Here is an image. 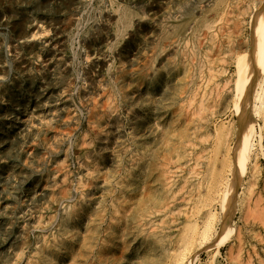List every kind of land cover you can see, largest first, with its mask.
I'll return each mask as SVG.
<instances>
[{
    "label": "rangeland",
    "instance_id": "rangeland-1",
    "mask_svg": "<svg viewBox=\"0 0 264 264\" xmlns=\"http://www.w3.org/2000/svg\"><path fill=\"white\" fill-rule=\"evenodd\" d=\"M248 1L251 2V3L249 2L250 4L248 5L249 7H245L243 9L250 8V10L245 11L239 9L240 11H243L240 13V17H238L239 16L238 13L240 11L237 9L232 14L229 13V14H225L224 16H220L221 19L215 13H208L207 15V18L209 20H214V18L216 19L219 17L217 24L215 23V27L217 29L220 28L218 30H220L221 33L223 29H224L223 30L224 34L227 32L226 36L229 38H226L225 36L223 42L225 46L227 45V43H229L230 47L227 46L225 48V52H226L225 53L226 56H225V54L224 55L222 54L223 51L219 49L220 44L217 45L218 44L217 42L213 47V51H214L213 54L210 50L208 52L211 53L210 54L207 53L209 54L210 58L213 59V57H215L214 59L215 60L217 59L216 74L217 73L218 74L209 75V77L213 76L212 78L213 81L211 80V82H209L210 85L207 86L206 93L209 94L210 92L209 95L211 96L207 95L206 99L208 98L209 101L205 100L206 103H203V107L201 106L202 105L201 101L198 102V100H200L201 95H199V93L196 92L198 90L197 86L200 85V80L195 81L191 85L192 94H190L191 92L188 94L186 93V97H185V93H182L183 91L181 92L174 91L172 87L173 76L163 74L153 84L149 102H146L145 105H143L142 107L133 106L134 108H132L131 106L130 107L131 114L130 113L127 114L124 111L127 104L126 102L122 101V99L120 98L121 94L128 93L129 98L132 99H138L139 97L144 96L145 85L140 81V75L142 73L140 71H143L145 67L151 63L155 65L160 63V57L158 53L160 52L161 48L163 49V47L166 45L165 43L168 42L166 38L169 35L174 34L175 31L180 32L184 29L186 25V21L189 19V17H191L199 10V6L202 0H153V1L149 0V2L148 0H0V264H10L11 261L12 262L14 261L13 263L15 264H30V263L31 264H54V263L71 264V262L72 264H83V263L111 264L110 262H112V264H130V263L147 264L148 262H150L148 264H151L152 260H153L152 264H158V263L159 264H173V263L174 264H179V263L180 264H184V263L185 264H239V263L260 264L259 259L262 258L261 257L262 252L259 250L258 247L255 248L257 251L256 254L253 251V249L252 251L251 249L248 250L250 251L248 252L247 251L248 245L245 244L244 245L245 249H243L242 251L243 252L242 257L240 255H237V252L239 253V250L237 251L238 249L237 246H239L238 244L240 241L239 238H237V236H239V234L241 233L242 236L240 235L239 237L242 238V242L245 241L248 242L249 239L246 233L248 234V232L254 230L255 232H260L264 234L262 225L261 223H259L260 222L259 218L261 217L262 214L264 215V212H262L264 211V131H263V138L260 144L258 143L257 140L256 151H255V155L253 156L254 158L257 156L256 158H257V162L259 163L258 164L259 167L256 169L252 165L250 166L249 164L248 165L249 168L247 166L246 172L244 173L243 178L241 180L242 184L239 188V190L241 191H239L240 192L239 204L237 206V208L239 207L240 208L239 209L236 208L233 217V221L235 223L236 235H231L228 243L220 248L219 254H217L216 248H214L211 244L207 243V240L202 241V239L204 240V238H201V236L199 235V233L201 234L202 232L201 229L203 225L207 222L206 218L209 217V215L207 214L209 213L211 214L212 212H214L215 209H216L215 212L210 216L211 219L214 220L212 222V220L210 219L213 227L210 225L211 226L210 228L212 229L209 228L210 230L209 233L212 234L209 233L208 234L211 235L212 237L213 230L215 229L214 226L218 227L219 225L218 220H220L221 218L220 216H222L221 202L219 201L220 199L219 197L221 196V191H220L222 187L221 184H223V181L225 179H229L231 175L230 173L231 162L228 164L230 160L226 159V157H224L223 154L225 153L228 144L233 143V138L235 137L236 129H237L236 127H238L237 126L238 117L234 113V108L232 107L233 105L232 103L228 104L229 108H227L226 111L222 112L221 109L225 105L223 94H225V92L231 93V91L234 90L233 80L235 78L234 77L235 65L233 60H229L232 59V55L235 51L233 48L237 49L238 46L240 45L245 46L247 45V42L250 40L251 38L250 36L252 32L251 22H250L252 19L251 16L254 13L255 7L259 6L258 2H260L261 0H242V3H246V2L248 3ZM118 9L121 11H117ZM123 9L124 11L126 10L125 11L126 13L123 11ZM246 13H248V15ZM242 14H246V15L243 16ZM121 15L127 16L126 20L129 19L127 22L126 20L123 21L125 25L121 23V21L118 18H116V16L119 17ZM146 17L148 19H146ZM224 17L226 18V20L229 19V21H232L233 19V23L231 22L229 24L228 20L227 21L224 20L225 19ZM238 18L240 20L239 22L241 23L238 22ZM222 20L224 23L222 22ZM234 20L237 21L238 23L235 22ZM129 21L130 23H128ZM67 24L71 27H69ZM221 24H223V26H221ZM16 26L17 27L19 26L20 28H24L28 32L31 31L30 33H32V35H34V33L37 34L35 37H21L20 35H16L14 29ZM119 27H121L122 29L120 28L121 30H119ZM229 27L231 28V30L229 29ZM234 28L236 29L235 33H234L235 30ZM169 29H171L172 31H170ZM115 30L116 32H118L117 33V35H119L118 39H116L117 35ZM43 31L46 33H44ZM119 32H121V34ZM228 33L229 35L231 34L232 36L231 35L228 36ZM244 38L246 39L244 40ZM230 39L231 40L233 39V41H231ZM229 41H231V43ZM216 45L219 47H217ZM228 47L231 50H229ZM227 48L229 51H227ZM151 49H154L155 51ZM230 51L233 53L231 54ZM227 52L229 55L227 54ZM102 55L103 56L105 55L104 59H102L103 61L98 60L97 58L99 57L103 58ZM220 57L222 59L224 58V60H222ZM225 59L226 62H224ZM97 60L98 63H95ZM221 60L224 64L221 62ZM95 71L97 74L94 77L93 76L94 74L92 73H94ZM226 78L228 79L230 78V81ZM108 82L110 83L108 84ZM216 82H221L220 87L215 86ZM111 83L114 85L112 86ZM124 83L125 86H123ZM224 84L225 86H223ZM214 86L216 88H214ZM221 86L227 89L225 90L222 88L223 90H221L220 89ZM127 87L129 89H127ZM111 91L116 93L113 97L114 99L111 106L112 113L109 112L108 115L107 114L108 106H106L104 100L106 99V96L109 95V93L111 94ZM216 91L218 95H220L219 94L220 92L221 93L223 92L222 96L221 95L217 96V98L214 97L216 95L215 93ZM194 94L197 95V97L193 98L192 96H195ZM189 98L192 99V101ZM188 99L190 101L189 106H188V102H189ZM196 99L198 104L201 103V105L197 104V102L195 101ZM96 101H99L101 103H98ZM183 101L185 105L183 104ZM193 106H195V108ZM120 107L122 108V110ZM201 107L202 109L205 110L203 111ZM198 108L200 111L198 110ZM209 108L211 110H209ZM114 109H116V111ZM198 111L200 113H198ZM204 112L205 115L203 114ZM191 113L194 114L192 115ZM197 114L198 115L200 114L199 115L200 117L202 115V118L205 117L206 119L202 120V118H200L202 121L200 119L198 120L199 116ZM96 117H97V121H96ZM115 118L118 121H115L116 120ZM88 119L90 120V122ZM258 120L260 124H263L262 118H258ZM97 122H100L98 123L100 125H98ZM113 122L116 123L113 124ZM202 124L204 125L202 126ZM97 125L100 127V129ZM116 126H119L122 130L121 138L125 148L127 146L129 147V149L127 148L129 153H127L126 155H124V153H121V156L123 155L122 157L123 160L121 161V164L122 162L123 164L120 166L121 168L120 167L116 168L117 170L115 169V167L114 168L112 167V163L107 157L108 152L112 150V147L116 149L115 147L116 145L113 144V137L115 134V130L113 128H115ZM160 127L161 129H163L164 127L163 129L164 131L163 130L161 131ZM130 129L132 130L131 132L129 131ZM144 129L145 130L147 129L146 132ZM103 130L104 132H102ZM162 132L164 133L163 135ZM182 132L185 133L182 134ZM100 133L103 135H100ZM146 133L148 135H144ZM173 133L175 134V136L173 135ZM109 134H111V136ZM137 134L141 136L139 137ZM170 134L172 135V138H170L171 137ZM135 135L137 137H135ZM207 135L210 140H208ZM215 135L216 137L214 138ZM100 136H105V144L102 146V150H101L102 157L96 158L95 156L93 157L94 155L93 151H95L96 147L99 146L98 142ZM126 136L130 138H127ZM131 136L133 138L135 137L136 139L134 138L133 139L134 141H132ZM144 136L145 137L148 136V137L145 138ZM220 136H222L223 140H225V142H223L224 143L223 146L216 145V141ZM184 138L185 140H183ZM174 140L176 143L174 142ZM85 141L87 143L84 144ZM226 141L228 142L226 143ZM79 143L80 144L82 143L83 145L82 144L80 145ZM225 143L227 144L226 147H225ZM89 144H91V147H89L90 146ZM172 144L175 145L176 147H174ZM176 144L178 145V147ZM80 146H82L83 148ZM203 147L205 150H203ZM207 147L212 148V149L210 148L209 153L212 158L211 159L212 162L214 161L213 162L214 165L211 166L204 164V162L207 163L206 160ZM169 151H171L172 153L170 152L171 153L170 154ZM91 152H93V155ZM155 153L158 156L154 155ZM127 155L128 156L130 155L129 158ZM162 155H164V158H162L163 157ZM136 156L137 157L143 156V157L137 159ZM78 157L80 158L78 159ZM130 158L131 159L133 158V160L137 159L135 161H138V164L132 165L133 167H131V165L128 164V161L131 160ZM150 161H152L151 163L153 164H151ZM155 162L158 165H156ZM199 162L200 163L202 162V164H200ZM141 163L142 166H140ZM160 163H165V165H162ZM87 164L89 165L90 168L88 167ZM154 164L156 167L154 166ZM166 165L167 167H165ZM198 165L200 166L198 167ZM134 167L137 168L135 169ZM158 167L159 169L157 171ZM160 167L162 169H160ZM163 169L165 170L167 169L166 172ZM190 170L192 173L189 172ZM104 171H106V173ZM124 171L125 172L127 171L126 174ZM160 171L162 172V174ZM195 172H199L197 173V175L200 176H196ZM204 172H206L207 175ZM227 172L230 174H228ZM115 175L116 176L119 175V176L116 178ZM148 175H149V179H148ZM155 175L158 176L156 177ZM161 175L163 176V178L166 177V179L171 182L169 188H168V184L170 182L169 181L166 182L167 180L165 178L164 180ZM224 176L226 177L224 178ZM159 177H161L160 180ZM186 178L188 179L189 184L185 183V181L187 182ZM84 180L86 183L83 182ZM157 180L158 182H160L159 184H161L160 185L161 188H163L161 190H165V192L162 191V195L160 197L162 203L159 199L158 202L156 203L157 205L155 203L152 204L154 206L147 204L148 211L147 210L146 211L149 213L143 212L147 214V216L146 214H144L145 215L144 218L143 213L141 212L140 214V212H138L137 206H139V204H143L144 202L146 203V198L150 194L149 192L151 186ZM146 181H148V183ZM94 182H98L99 185L103 183L105 184L104 187L103 185H101V188L93 191L90 197L88 195L89 191L87 192L86 190H89L88 188L91 187L90 184H93ZM162 182L165 185H163ZM172 183H174V187ZM150 184L151 186H149ZM171 185L172 188L170 189ZM178 185L181 187H179ZM142 186L143 187L145 186L144 187L145 191L143 190ZM162 186H164L165 189ZM217 186L219 188H217ZM250 186L252 187V189ZM127 189L129 190L127 191ZM197 189L199 191H197ZM67 190L70 193L67 192ZM108 190L110 191V193H107ZM168 190H170V195ZM65 191L68 193L67 200L65 201L60 200L61 194H63V192ZM186 191H188L187 194ZM128 192L130 194H128ZM133 192L135 193V195ZM166 192L168 195L166 194ZM173 192L177 194L175 196L176 199L173 196ZM71 193L75 196H73ZM143 194L144 197H142ZM163 194L164 195L166 194L165 197L167 199L164 197ZM85 195L87 197V200H85L84 202L81 199L85 197ZM131 196L133 198H131ZM169 196H171V198ZM181 196L184 197L185 199L182 198ZM245 196H248L247 197L248 199ZM141 197L145 200L140 199ZM172 197H174L173 200ZM207 197H209V199ZM186 198L187 199L189 198V202L187 201ZM163 199L166 201V203L165 201H163ZM183 199L184 201L186 200L187 202L182 201ZM203 199L205 201H203ZM102 200H104L105 202ZM125 201L127 204L125 203ZM74 202L76 203L75 204L76 206L78 205L77 207L74 205ZM171 202L172 204L174 203L173 206H170L169 203ZM123 203L125 204V206L123 205ZM135 203H136L135 205L136 207L134 206ZM158 203L162 206H160ZM255 204L258 205V207ZM164 205H166V207ZM207 205L210 206L209 209L208 207L207 209L204 208ZM120 206L122 210H120ZM161 207L163 209H161ZM179 207H180L179 210L180 212L177 211V208L179 209ZM185 207H187V209ZM76 208L78 209L76 210ZM127 208L130 211L129 210L127 211ZM170 208L172 209V211ZM189 208H193V209H189ZM198 210H200V212ZM203 210L204 211L207 210V211L203 212ZM253 210L255 211L254 213L251 212ZM114 211H116V213ZM121 211H124L125 213L122 212L121 214ZM159 211H161L162 213ZM176 212L178 213L176 214ZM185 212H187L186 214H188L189 212L187 217H184L186 216L184 214ZM216 214L218 215V218ZM257 214L258 216H256ZM139 215L142 217H140ZM214 215H216V217ZM110 216H112L113 218ZM249 216L254 219V222L251 221L253 219L250 218ZM91 217L93 219H91ZM126 217L127 219L130 220L127 221V219H125ZM188 217H190L191 220ZM111 218L114 220V222L111 221L112 220ZM162 218L163 221L164 220L166 221V223L164 221L165 226L163 225ZM89 219L90 221L88 222ZM100 219L102 223L100 222ZM96 220L97 222L94 223ZM138 220H141V223ZM244 220L247 222H245ZM190 222L192 223L193 226L191 225ZM91 223H93L92 225L95 224L94 225L95 228L94 226L91 225ZM121 223H125V224L122 225ZM143 223L147 227H145ZM157 223H159V225ZM182 223L183 226H180L182 225ZM96 224L98 225L96 226ZM74 225L76 228L74 227ZM88 225L90 227V230ZM151 225L154 227V229L157 226V229L159 227V229L163 231L159 232V229L158 230L150 229L152 227ZM160 225H162L163 227ZM184 225L187 227H185ZM119 226L122 227L120 228ZM143 226L144 228H142ZM194 226L198 228L195 229ZM96 227H100V228H96ZM174 227L175 228L177 227L176 228L177 230L174 229ZM139 228H142L143 230L142 229L138 230ZM258 228L259 231H257ZM97 229L98 230L101 229V230L98 231ZM144 229L147 230L144 231ZM182 229L184 230V232H182ZM75 231H76L75 233L76 235H74ZM101 231L102 233H100ZM146 232L147 233L149 232L150 234L148 235ZM162 232L163 233L165 232L167 234H163ZM154 233L159 235L162 234L161 242L163 243L164 245L163 248L165 250L158 248L152 250L153 252L152 253L150 250L144 249L145 246L143 244H145V242L148 241V237L151 238ZM208 234L207 236L210 237ZM192 235L195 237V239L192 242L193 244L186 251V253L188 252L189 253L186 254L187 257L183 260L185 262L180 261L178 263L177 259L180 253L183 252L181 250L184 247V243L186 239L189 238L190 236L192 238ZM97 236L98 238H96ZM162 236H164V238ZM63 237L65 240H63ZM83 237L85 240H82ZM114 237H116L118 241ZM68 238L69 240H67ZM98 239L100 242L97 243ZM196 239L199 240L196 241ZM81 240L84 242L81 243ZM127 241L129 244L127 243ZM131 241L132 243H130ZM51 244L53 245V247ZM131 244L133 245L131 246ZM198 244L200 245L199 248H198ZM67 245L70 246V249H68L69 247H67ZM129 246L133 248L130 249ZM54 247L59 252L56 249H53ZM172 252L175 254L173 255ZM163 254L165 255V257L163 256ZM149 255L151 256L152 259L150 258ZM124 256L126 257L128 256V257L126 258ZM136 256L137 258H135ZM142 256L143 259H145L143 261H142ZM191 256L194 257L196 256V258L193 257L194 260L192 261L193 258H190ZM239 256L241 261L238 259ZM56 257L59 259H57ZM161 257L164 259H162ZM146 258L149 259V261ZM171 258H173L174 260ZM126 260L127 261L132 260V261L127 262ZM170 260H172L171 263ZM262 263L264 264V261H262Z\"/></svg>",
    "mask_w": 264,
    "mask_h": 264
},
{
    "label": "bare ground",
    "instance_id": "bare-ground-1",
    "mask_svg": "<svg viewBox=\"0 0 264 264\" xmlns=\"http://www.w3.org/2000/svg\"><path fill=\"white\" fill-rule=\"evenodd\" d=\"M153 1V0H152ZM148 2H149V0H148ZM167 2V1H166ZM249 2L250 1H248V3L246 2V3H242V0H202V2L200 3V6H199V10L195 13V14H193L191 17H189V19L186 21V25H185V27H184V29L182 30V31H180V32H177V31H175L174 32V34H171V35H169L166 39H167V43H165L166 45L163 47L162 45V47H163V49L161 48V50H160V52L158 53L159 54V57H160V63H158V64H153V63H151V64H149L148 66H146L145 67V69L143 70V71H140V72H142L141 73V75H140V81L145 85V91H144V96H141V97H139L138 99H132V98H129V95H128V93H122L121 94V99H122V101H124V102H126V108H125V112L127 113V114H129L130 112H131V109H130V107L132 106V108H134L133 106H143V105H145V103L146 102H149V98H150V94H151V91H152V87H153V84L158 80V78L161 76V75H171V76H173V79H172V87H173V89H174V91L175 92H181V91H183L182 93H185V97H186V93L188 94V93H190L192 90H191V85L195 82V81H197V80H200V85L199 86H197L198 87V90L196 91L197 93H199V95H201L200 96V100H198V102L199 101H201V103H202V105H201V103L200 104H198V102H197V99L195 100L196 102H197V104L198 105H201L202 107H203V103H206L205 102V100H208V98L206 99V97H207V95H209L210 94V92H209V94H207L206 93V88H207V86L208 85H210L209 84V82H211V80H212V78H213V76H211V77H209V75H211V74H216V62H217V59L215 60L214 58L215 57H213V59L212 58H210V56H209V54L212 52V54H213V47L215 46V43H217L218 42V44L217 45H219L220 44V50L221 51H223V55L226 53L225 52V48L227 47V46H229V43H227V45L225 46V44H224V42H223V39H224V37L226 36V34H227V32L224 34L223 32V30H222V33L220 32V30H218V29H220V28H216L215 27V23L217 24V21L219 20V17L220 16H224L225 14H229V13H234L235 11H236V9L237 10H239V9H241V10H250V8L248 9H243V8H245V7H249L248 5H250L249 4ZM145 3V2H144ZM161 3V2H160ZM251 3V2H250ZM259 4V6H256L255 7V9H254V7H253V9H254V13H253V15L251 16L252 17V19H251V38H250V40L247 42V45H240V46H238V48L237 49H235V48H233L232 50L234 51V53L233 52H231V54L233 53V55H232V59H229V60H233V62H234V65H235V72H234V74H235V78H234V90L233 91H231V93H229V92H225V94H223V97H224V100H225V105L222 107V109H221V111L222 112H224V111H226L227 110V108H229V103H232L233 105H232V107L234 108V113L236 114V116L238 117V127H236L237 129H236V134H235V137L233 138V143H231V144H228V146H227V148H226V151H225V153L223 154V156L224 157H226V159H228V160H230L229 162H228V164L231 162V164H230V166L232 167H230V170H231V175H230V178L229 179H225L224 181H223V184H221V189H220V191H221V196L219 197L220 199H219V201L221 202V208H222V216H220L221 218H220V220H218L219 222V225H218V227H216V226H214V230H213V238L211 237V235H209V234H212V233H209V228L212 226V222L214 221V220H212L211 219V215L215 212V210H214V212H212L211 214L209 213V214H207V215H209V217H207L206 219V223L203 225V227H202V232H201V230H200V232H201V234L199 233V235L201 236V238H204V240L202 239V241H206L207 240V243H209V244H211L214 248H216V250H217V254H219L220 253V248L221 247H223V246H225L227 243H228V241H229V238L231 237V235H236V229H235V223H234V221H233V217H234V214H235V210H236V208H237V206H238V204H239V196H240V192L239 191H241V190H239V188H240V186H241V180H242V178H243V175H244V173L246 172V169H247V166L250 164V166L252 165L254 168H258L259 167V163L257 162V156L254 158L253 156L255 155V151H256V146H257V140H258V143L260 144L261 143V141H262V138H263V131H264V0H261L260 2H258ZM147 4V3H146ZM150 4V3H149ZM152 4V3H151ZM155 4H158V3H155ZM165 4V3H164ZM168 4V3H167ZM152 6V5H151ZM166 6V5H165ZM253 6V5H252ZM251 7V6H250ZM151 8V7H150ZM164 9V8H163ZM252 9V8H251ZM117 11H121V10H117ZM123 11H124V9H123ZM126 11V10H125ZM124 11V12H125ZM164 11V10H163ZM166 11V10H165ZM192 11V10H191ZM240 11V10H239ZM245 11H244V13H245ZM112 12V11H111ZM129 12V11H128ZM241 12H243V11H240L238 14H239V16L238 17H240V13ZM117 13V12H116ZM121 13V12H120ZM123 13V12H122ZM126 13V12H125ZM149 13V12H148ZM156 13V12H155ZM159 13V12H158ZM165 13V12H164ZM163 13V14H164ZM208 13H215L217 16H219L218 18H214V20H209L208 18H207V15H208ZM153 14V13H152ZM247 15H248V13H246ZM246 14H242L243 16L244 15H246ZM114 15V14H113ZM118 15V14H117ZM146 15V14H145ZM158 15V14H157ZM160 15V14H159ZM124 15H121V16H119V17H117L116 16V18H118L120 21H121V23H123L124 25H125V23L123 22L124 20H126V18H127V16H124ZM133 16V15H132ZM144 16V15H143ZM150 16V15H149ZM185 16V15H184ZM228 16V15H227ZM226 16V17H227ZM142 17V16H141ZM140 17V18H141ZM133 18V17H132ZM139 18V19H140ZM155 18V17H154ZM225 18V17H224ZM233 18V17H232ZM115 19V18H114ZM146 19H148L147 17H146ZM151 19V18H150ZM156 19V18H155ZM220 19H221V17H220ZM223 19V18H222ZM241 19V18H240ZM242 19H244V18H242ZM112 20V19H111ZM118 20V21H119ZM129 20V19H128ZM128 20H126V22L128 21ZM154 20V19H153ZM152 20V21H153ZM224 20H226V18L224 19ZM228 21H229V19H227ZM226 20V21H227ZM231 20V19H230ZM236 20V19H235ZM234 20V21H235ZM249 20V19H248ZM114 21V20H113ZM138 21V20H137ZM240 20H239V18H238V22H239ZM241 21H243V20H241ZM69 22V21H68ZM139 22V21H138ZM154 22V21H153ZM220 22H221V20H220ZM222 22H223V20H222ZM233 23V19H232V21H229V24L230 23ZM235 22H237V21H235ZM234 22V23H235ZM237 22V23H238ZM249 22V23H250ZM67 23V22H66ZM107 23V22H106ZM128 23H130V21L128 22ZM155 23V22H154ZM224 23V22H223ZM239 23H241V22H239ZM70 24V23H69ZM115 24H117V23H115ZM140 24V23H139ZM226 24H227V22H226ZM68 25V24H67ZM71 25H72V22H71ZM112 25V24H111ZM153 25V24H152ZM176 25V24H175ZM233 25V24H232ZM69 26V25H68ZM115 26V25H114ZM154 26V25H153ZM218 26V25H217ZM220 26V25H219ZM221 26H223V24H221ZM229 26V25H228ZM234 26V25H233ZM232 26V27H233ZM237 26V25H236ZM240 26V25H239ZM67 27V26H66ZM69 27H71V26H69ZM117 27V26H116ZM155 27V26H154ZM169 27V26H168ZM225 27H226V25H225ZM121 27H119V30H121L120 29ZM163 28V27H162ZM165 28V27H164ZM250 28V27H249ZM15 29V32H16V35H20L21 37H35L36 36V34L34 33V35H32V33H30V32H28L27 30H25L24 28H20L19 26L17 27H15L14 28ZM152 29V28H151ZM174 29V28H173ZM227 29V28H226ZM229 29L231 30V28L229 27ZM233 29V28H232ZM235 29V28H234ZM107 30V29H106ZM118 30V29H117ZM166 30V29H165ZM170 31H172L171 29H169ZM46 31V30H45ZM145 31V30H144ZM229 31V30H228ZM44 32V31H43ZM115 32H116V30H115ZM148 32V31H147ZM232 32H233V30H232ZM231 32V33H232ZM236 32V29L234 30V33ZM44 33H46V32H44ZM117 33L118 32H116V35H117ZM120 34H121V32H119ZM160 33V32H159ZM170 33V32H169ZM230 33V32H229ZM229 33H228V36H230L229 35ZM233 33V34H234ZM76 34V33H75ZM161 34V33H160ZM159 34V35H160ZM239 34V33H238ZM147 35V34H146ZM235 35H237V34H235ZM118 36L119 35H117V38L116 39H118ZM122 36H123V34H122ZM152 36V35H151ZM232 36V35H231ZM19 37V36H18ZM37 37H38V35H37ZM153 38V37H152ZM156 38V37H155ZM158 38V37H157ZM226 38H229V37H227L226 36ZM232 38V37H231ZM241 38H242V36H241ZM234 39V38H233ZM233 39L231 40V41H233ZM235 39H236V37H235ZM246 38H244V40H245ZM248 39V38H247ZM227 40V39H226ZM225 40V41H226ZM243 40V41H244ZM155 41V40H154ZM160 41V40H159ZM158 41V42H159ZM231 41H229L230 43H231ZM241 41H242V39H241ZM156 43H157V41H156ZM234 43V42H233ZM216 45V46H217ZM233 45H235V44H233ZM217 47H219V46H217ZM230 47V46H229ZM228 47V48H229ZM153 48V47H152ZM156 48H158V47H156ZM228 48H227V51H229V50H231L230 48H229V50H228ZM155 49V48H154ZM154 49H151V50H154ZM212 49V50H211ZM211 51L210 53L208 52V51ZM105 51V50H104ZM155 51V50H154ZM139 52H141V51H139ZM155 53V52H154ZM207 53H209V54H207ZM134 54V53H133ZM219 54V53H218ZM221 54V53H220ZM227 54H228V52H227ZM230 54V55H231ZM222 55V56H223ZM229 55V54H228ZM101 56V55H100ZM103 56V55H102ZM133 56V55H132ZM131 56V57H132ZM220 56V55H219ZM225 56H226V54H225ZM104 57H105V55L103 56V58H97L98 60H102V59H104ZM134 57V56H133ZM151 57V56H150ZM153 58V57H152ZM151 58V59H152ZM221 58V57H220ZM222 59V58H221ZM98 60L95 62V63H98ZM133 60V59H132ZM222 60H224V58L222 59ZM222 60H221V62H222ZM99 61V62H100ZM103 61V60H102ZM105 61V60H104ZM147 61H148V59H147ZM220 61V60H219ZM219 61H218V63H219ZM153 62V61H152ZM220 62V63H221ZM224 62H226V59H225V61ZM230 62V61H229ZM223 63V62H222ZM146 64V63H145ZM224 64V63H223ZM94 65H96V64H94ZM93 65V66H94ZM220 65V64H219ZM233 65V64H232ZM233 65V66H234ZM99 66V65H98ZM97 66V67H98ZM143 66H144V64H143ZM142 66V67H143ZM231 66V65H230ZM142 67H140V68H142ZM102 68V67H101ZM109 68V67H108ZM98 69V68H97ZM96 69V70H97ZM223 69V68H222ZM221 69V70H222ZM101 71V70H100ZM107 71V70H106ZM108 72V71H107ZM121 72H124V71H121ZM208 72V73H207ZM225 72V71H224ZM227 72V71H226ZM231 73V72H230ZM92 74H94L93 76L95 77V75L97 74L96 73V71L94 72V73H92ZM131 74V73H130ZM218 74V73H217ZM216 74V75H217ZM227 74V73H226ZM215 75V76H216ZM222 75V74H221ZM102 76V75H101ZM223 76H224V74H223ZM222 76V77H223ZM230 76H231V74H230ZM133 78V77H132ZM167 78V77H166ZM215 78V77H214ZM217 78V77H216ZM224 78V77H223ZM97 79V78H96ZM95 79V80H96ZM126 79V78H125ZM226 79H228V78H226ZM132 80V79H131ZM168 80V79H167ZM170 80V79H169ZM224 80V79H223ZM229 81H230V78L228 79ZM227 80V81H228ZM213 81V80H212ZM127 82V81H126ZM171 82V81H170ZM110 82H108V84H109ZM114 83V82H113ZM128 83V82H127ZM169 83V82H168ZM220 83L221 82H216L215 83V86L217 87H220ZM229 83H231V82H229ZM228 83V84H229ZM115 84H117V83H115ZM121 84V83H120ZM171 84V83H170ZM226 84V83H225ZM225 84L223 85V86H225ZM111 85L113 86L114 84H112L111 83ZM129 85V84H128ZM133 85V84H132ZM132 85H130V86H132ZM227 85V84H226ZM92 86V85H91ZM100 86V85H99ZM123 86H125V83H124V85ZM214 86V88H216ZM117 87H118V85H117ZM120 87V86H119ZM162 87V86H161ZM194 87H195V85H194ZM193 87V88H194ZM196 87V88H197ZM103 88H105V87H103ZM103 88H101V89H103ZM124 88V87H123ZM212 88V87H211ZM223 87L221 86V90H223V89H225V87L222 89ZM112 89H113V87H112ZM117 89V88H116ZM125 89V88H124ZM127 89H129L128 87H127ZM131 89V88H130ZM134 89V88H133ZM140 89V88H139ZM219 89V90H220ZM227 89V88H226ZM225 89V90H226ZM213 90V89H212ZM216 90V89H215ZM114 91V90H113ZM113 91H111V94L109 93V95H107L106 96V99L104 100V102H105V104H106V106H108L107 107V114L109 113V112H111L112 111V109H111V106H112V103H113V97H114V95H115V93L113 92ZM195 91V90H194ZM134 92V91H133ZM139 92V91H138ZM213 92V91H212ZM102 93V92H101ZM216 93V95L214 96V97H216L217 98V96H222V93L220 92L219 94L220 95H218V93H217V91L215 92ZM156 94V93H155ZM161 94V93H160ZM190 94H192V92L190 93ZM95 95V94H94ZM133 95V94H132ZM135 95V94H134ZM195 95V94H194ZM156 96V95H155ZM188 96V95H187ZM209 96H211V95H209ZM65 97V96H64ZM98 97V96H97ZM96 97V98H97ZM103 97V96H102ZM184 97V98H185ZM193 98H195V97H197V95H195V96H192ZM94 98V97H93ZM105 98V97H104ZM181 98V97H180ZM215 98V99H216ZM220 98V97H219ZM63 99V98H62ZM65 99V98H64ZM102 99V98H101ZM100 99V100H101ZM119 99V98H118ZM160 99V98H159ZM182 99V98H181ZM187 99V98H186ZM190 99V98H189ZM189 99H188V101H189ZM214 99V98H213ZM212 99V100H213ZM67 100V99H66ZM117 100V99H116ZM183 100H185V99H183ZM191 101H192V99H190ZM194 100V99H193ZM211 100V101H212ZM219 100V99H218ZM221 100V99H220ZM156 101V100H155ZM164 101V100H163ZM209 101V100H208ZM96 102H98V103H101V102H99V101H96ZM95 102V103H96ZM120 102V101H119ZM153 102V101H152ZM157 102V101H156ZM186 102V101H185ZM194 102V101H193ZM192 102V103H193ZM218 102V101H217ZM116 103V102H115ZM160 103V102H159ZM180 103H182V102H180ZM189 103H190V101L188 102V106H189ZM213 103H214V101H213ZM121 104H123V103H121ZM149 104V103H148ZM183 104L185 105V103H184V101H183ZM195 104V103H194ZM101 105V104H100ZM159 105V104H158ZM192 105V104H191ZM209 105V104H208ZM216 105V104H215ZM94 106V105H93ZM98 106V105H97ZM106 106H105V108H106ZM114 106V105H113ZM147 106H149V105H147ZM171 106V105H170ZM174 106V105H173ZM187 106V107H188ZM145 107V106H144ZM164 107V106H163ZM168 107V106H167ZM185 107V106H184ZM183 107V108H184ZM186 107V108H187ZM191 107V106H190ZM194 108H195V106H193ZM202 107H201V109H202ZM214 107V106H213ZM231 107V108H232ZM118 108V107H117ZM121 108V107H120ZM169 108V107H168ZM192 108V107H191ZM206 108V107H205ZM100 109V108H99ZM98 109V110H99ZM119 109V108H118ZM156 109V108H155ZM193 109V108H192ZM219 109V108H218ZM105 110V109H104ZM115 111H116V109H114ZM121 110H122V108H121ZM130 110V111H129ZM137 110V109H136ZM186 110V109H185ZM198 110H199V108H198ZM203 111L205 110V109H202ZM208 110V109H207ZM209 110H211L210 108H209ZM212 110H213V108H212ZM229 110V109H228ZM81 111V110H80ZM95 111V110H94ZM119 111V110H118ZM187 111V110H186ZM192 111V110H191ZM195 111V110H194ZM200 111V110H199ZM198 111V113H200ZM92 112V111H91ZM97 112V111H96ZM95 112V113H96ZM102 112V111H101ZM133 112V111H132ZM139 112V111H138ZM174 112V111H173ZM197 112V111H196ZM206 112V111H205ZM205 112L203 113L204 115H205ZM94 113V114H95ZM105 113V112H104ZM112 113V112H111ZM120 113V112H119ZM118 113V114H119ZM184 113V112H183ZM98 114V113H97ZM106 114V113H105ZM131 114V113H130ZM192 114V113H191ZM194 114V113H193ZM192 114V115H193ZM196 114V113H195ZM212 114V113H211ZM93 115V114H92ZM109 115V114H108ZM113 115H114V113H113ZM121 115V114H120ZM119 115V116H120ZM173 115V114H172ZM183 115V114H182ZM185 115H186V113H185ZM198 115V114H197ZM200 115V114H199ZM198 115V116H199ZM89 116H91V115H89ZM99 116V115H98ZM132 116V115H131ZM163 116H165V115H163ZM196 116V115H195ZM94 117V116H93ZM92 117V118H93ZM114 117V116H113ZM137 117V116H136ZM178 117V116H177ZM188 117V116H187ZM186 117V118H187ZM210 117V116H209ZM219 117V116H218ZM95 118V117H94ZM119 118H121V117H119ZM198 118V117H197ZM200 118H202V115H201V117L199 116V118H198V120L200 119ZM258 118H262V120H263V124H260L259 123V120H258ZM101 119V118H100ZM105 119V118H104ZM110 119V118H109ZM116 119V118H115ZM194 119H195V117H194ZM203 119H206L205 117L204 118H202V120ZM210 119V118H209ZM89 120V119H88ZM102 120V119H101ZM113 120H114V118H113ZM120 120V119H119ZM135 120V119H134ZM164 120V119H163ZM178 120V119H177ZM182 120V119H181ZM201 120V119H200ZM201 120V121H202ZM96 121H97V117H96ZM99 121V120H98ZM106 121V120H105ZM115 121H118L117 119L115 120ZM133 121V120H132ZM207 121V120H206ZM210 121V120H209ZM89 122H90V120H89ZM110 122V121H109ZM180 122H182V121H180ZM208 122V121H207ZM98 123H100V122H97V124ZM114 123H116V122H113V124ZM158 123V122H157ZM187 123V122H186ZM194 123H195V120H194ZM200 123V122H199ZM201 123H203V122H201ZM211 123V122H210ZM221 123V122H220ZM107 124V123H106ZM113 124H111V125H113ZM117 124H118V122H117ZM163 124H164V122H163ZM183 124V123H182ZM217 124V123H216ZM98 125H100V124H98ZM97 125V126H98ZM103 125H105V124H103ZM116 125V124H115ZM156 125V124H155ZM166 125V124H165ZM170 125V124H169ZM176 125V124H175ZM178 125V124H177ZM190 125V124H189ZM194 125V124H193ZM197 125H199V124H197ZM196 125V126H197ZM204 124H202V126H203ZM64 126V125H63ZM92 126V125H91ZM120 126V125H119ZM119 126H116L115 128H113L114 130H115V134H114V137H113V144H115L116 146V149H114V147H112V150L111 151H109L108 152V159L110 160V162L112 163V167L114 168L115 167V169L116 168H119L122 164H123V162H122V164H121V161L123 160V155L121 156V153H124V155H126L127 153H129L128 152V150H127V148L129 149V147L127 146L126 148H125V146H124V144H123V141H122V138H121V136H122V130H121V126L119 127ZM201 126V125H200ZM201 126V127H202ZM208 126V125H207ZM23 127V126H22ZM89 127V126H88ZM99 127V126H98ZM98 127H96V128H98ZM149 127V126H148ZM155 127V126H154ZM172 127V126H171ZM181 127V126H180ZM214 127V126H213ZM216 127V126H215ZM24 128H26V127H24ZM109 128V127H108ZM158 128H159V126H158ZM200 128V127H199ZM203 128H206V127H203ZM20 129H22V128H20ZM84 129V128H83ZM95 129V128H94ZM99 129H100V127H99ZM106 129V128H105ZM134 129V128H133ZM141 129V128H140ZM160 129H161V127H160ZM163 129H164V127H163ZM163 129H161V131L163 130ZM169 129V128H168ZM195 129V128H194ZM202 129V128H201ZM22 130H24V129H22ZM26 130V129H25ZM97 130V129H96ZM145 130V129H144ZM147 130V129H146ZM146 130H145V132H146ZM175 130H176V128H175ZM106 131V130H105ZM113 131V130H112ZM130 132L132 131L131 129L129 130ZM140 131V130H139ZM164 131V130H163ZM170 131H171V129H170ZM173 131V130H172ZM185 131V130H184ZM190 131H191V129H190ZM24 132V131H23ZM100 132V131H99ZM98 132V133H99ZM102 132H104V130L102 131ZM157 132H158V130H157ZM215 132H217V131H215ZM108 133V132H107ZM107 133H105V134H107ZM125 133H127V132H125ZM156 133V132H155ZM170 133V132H169ZM183 133H185V132H182V134ZM189 133V132H188ZM187 133V134H188ZM194 133V132H193ZM208 133V132H207ZM235 133V132H234ZM104 134V135H105ZM135 134V133H134ZM139 134V133H138ZM137 134V135H138ZM143 134V133H142ZM148 134H149V132H148ZM147 133L146 134H144V135H148ZM161 134V133H160ZM164 133L162 132V135H163ZM172 134V133H171ZM170 134V138H172V135ZM196 134V133H195ZM210 134V133H209ZM214 134V133H213ZM94 135V134H93ZM98 135V134H97ZM100 135H103V134H101L100 133ZM110 136H111V134H109ZM130 135V134H129ZM128 135V136H129ZM155 135V134H154ZM173 135L175 136V134L173 133ZM189 135V134H188ZM202 135V134H201ZM212 135V134H211ZM216 135H218V134H216ZM216 135L214 136V138L216 137ZM107 136V135H106ZM133 136V135H132ZM131 136V137H132ZM139 137L141 136V135H138ZM151 136V135H150ZM190 136V135H189ZM72 137V136H71ZM96 137V136H95ZM108 137V136H107ZM127 137V136H126ZM135 137H137L136 135H135ZM134 137V138H135ZM138 137V138H139ZM145 137V136H144ZM146 137H148V136H146ZM145 137V138H146ZM182 137V136H181ZM181 137H180V140H181ZM194 137V136H193ZM209 137H210V135H209ZM212 137V136H211ZM109 138V137H108ZM125 138V137H124ZM127 138H130V137H127ZM133 137L131 138L132 139V141H134L133 139H134ZM179 138V137H178ZM183 138V137H182ZM191 138V137H190ZM189 138V139H190ZM200 138V137H199ZM207 138H208V135H207ZM110 139V138H109ZM136 139V138H135ZM175 139V138H174ZM129 140V139H128ZM146 140V139H145ZM149 140V139H148ZM183 140H185V138L183 139ZM208 140H210L209 138H208ZM223 137L222 136H220L218 139H217V141H216V145L217 146H220V145H224V143L223 142H225V140H223ZM94 141V140H93ZM109 141V140H108ZM177 141H179V140H177ZM107 142V141H106ZM141 142V141H140ZM146 142V141H145ZM161 142V141H160ZM174 142H175V140H174ZM228 141H226V143H227ZM85 143H87L86 141L84 142V144ZM92 143V142H91ZM97 143V142H96ZM129 143H130V141H129ZM133 143V142H132ZM138 143V142H137ZM144 143V142H143ZM171 143V142H170ZM170 143H168V144H170ZM176 143V142H175ZM180 143V142H179ZM179 143H177V144H179ZM223 143V144H222ZM225 143V147H226V144ZM80 144V143H79ZM78 144V145H79ZM82 144V143H81ZM80 144V145H81ZM95 144V143H94ZM98 144H99V146H97L96 147V150L95 151H93L94 152V155H93V152H91L92 153V155H93V157L95 156L96 158L97 157H102V155H101V150H102V146L105 144V136H100V138H99V142H98ZM111 144V143H110ZM126 144V143H125ZM145 144H147V143H145ZM176 144V145H177ZM186 144H187V142H186ZM77 145V146H78ZM83 145V144H82ZM90 146L89 147H91V144H89ZM144 145V144H143ZM151 145V144H150ZM164 145H166V144H164ZM163 145V146H164ZM173 145V144H172ZM185 145V144H184ZM212 145V144H211ZM112 146V145H111ZM135 146V145H134ZM137 146V145H136ZM149 146V145H148ZM174 147H176L175 145H173ZM200 146V145H199ZM210 146V145H209ZM217 146H216V148H217ZM80 147H82V146H80ZM110 147V146H109ZM144 147V146H143ZM147 147V146H146ZM152 147V146H151ZM159 147V146H158ZM177 147H178V145H177ZM183 147V146H182ZM212 147V146H211ZM210 147V148H211ZM215 147V146H214ZM213 147V148H214ZM83 148V147H82ZM95 148V147H94ZM106 148V147H105ZM119 148V149H118ZM150 148V147H149ZM153 148V147H152ZM186 148V147H185ZM206 148V147H205ZM210 148H208L207 147V163H205L204 162V164H206V165H208V166H211V165H214L213 164V162H212V158H211V156H210ZM212 149V148H211ZM218 149H219V147H218ZM263 149V148H262ZM133 150V149H132ZM132 150H131V153H132ZM136 150V149H135ZM151 150V149H150ZM158 150H159V148H158ZM157 150V151H158ZM165 150H168V149H165ZM174 150V149H173ZM181 150H183V149H181ZM203 150H205L204 149V147H203ZM91 151V150H90ZM104 151V150H103ZM108 151V150H107ZM161 151H162V149H161ZM172 151V150H171ZM171 151H169V153L171 152ZM179 151V150H178ZM177 151V152H178ZM198 151V150H197ZM212 151V150H211ZM217 151V150H216ZM223 151V150H222ZM159 152V151H158ZM173 152V151H172ZM171 152V153H172ZM176 152V151H175ZM72 153V152H71ZM131 153H130V155H131ZM143 153V152H142ZM169 153H168V155H169ZM170 153V154H171ZM180 153V152H179ZM213 153V152H212ZM86 154V153H85ZM89 154V153H88ZM134 154H135V152H134ZM137 154V153H136ZM87 155V154H86ZM91 155V156H92ZM129 155V156H130ZM140 155V154H139ZM145 155V154H144ZM154 155H157L156 153L154 154ZM204 155V154H203ZM90 156V155H89ZM128 156V155H127ZM129 156H128V158H129ZM133 156V155H132ZM131 156V157H132ZM158 156V155H157ZM163 157L162 158H164V155H162ZM201 156V155H200ZM200 156H198V157H200ZM205 156V155H204ZM214 156H216V155H214ZM217 156H218V154H217ZM85 157H88V156H85ZM137 157V156H136ZM141 157V156H140ZM140 157H137V159H139ZM143 157V156H142ZM141 157V158H142ZM197 157V158H198ZM205 157V158H206ZM80 157H78V159H79ZM90 158V157H89ZM133 158H135V157H133ZM133 158L131 159V160H129L128 161V164L129 165H131V167H133L132 165H137L138 164V161H135V160H137V159H134L133 160ZM152 158H153V156H152ZM155 158V157H154ZM157 158V157H156ZM161 158V159H162ZM205 158H204V160H205ZM216 158V157H215ZM86 159V158H85ZM88 159V158H87ZM126 159V158H125ZM168 159V158H167ZM225 159V158H224ZM156 160H158V159H156ZM163 160V159H162ZM197 160V159H196ZM199 160V159H198ZM202 160H203V157H202ZM85 161V160H84ZM87 161H89V160H87ZM167 161V160H166ZM200 161V160H199ZM82 162V161H81ZM152 161H150V163H151ZM163 162V161H162ZM203 162V161H202ZM202 162L200 163V164H202ZM227 162V161H226ZM87 163V162H86ZM126 163V162H125ZM146 163V162H145ZM156 163V162H155ZM151 164H153V163H151ZM160 164H162V165H165V163H160ZM188 164V163H187ZM198 164V163H197ZM85 165V164H84ZM88 165V164H87ZM86 165V166H87ZM146 165V164H145ZM156 165H158L157 163H156ZM162 165H161V167H162ZM81 166V165H80ZM95 166V165H94ZM110 166V165H109ZM125 166H126V164H125ZM124 166V167H125ZM140 166H142V163H141V165ZM154 166H155V164H154ZM160 166V165H159ZM200 165H198V167H199ZM216 166V165H215ZM88 167H89V165H88ZM87 167V168H88ZM156 167V166H155ZM160 167V169H162ZM165 167H167V165L165 166ZM90 168V167H89ZM111 168V167H110ZM121 168V167H120ZM126 168V167H125ZM135 169L137 168V167H134ZM153 168V167H152ZM178 168V167H177ZM248 168H249V166H248ZM129 169V168H128ZM151 169V168H150ZM149 169V170H150ZM156 169V168H155ZM158 169H159V167L157 168V171H158ZM213 169V168H212ZM229 169V168H228ZM253 169V168H252ZM90 170V169H89ZM112 170V169H111ZM117 170V169H116ZM121 170V169H120ZM123 170H125V169H123ZM131 170H132V168H131ZM163 170H165V169H163ZM167 170V169H166ZM166 170H165V172H166ZM191 170H193V169H191ZM191 170L189 171L190 173H192L191 172ZM202 170V169H201ZM205 170V169H204ZM254 170V169H253ZM91 171H93V170H91ZM90 171V172H91ZM113 171H114V169H113ZM130 171V170H129ZM141 171V170H140ZM147 171V170H146ZM156 171V172H157ZM206 171H207V169H206ZM226 171V170H225ZM255 171V170H254ZM253 171V172H254ZM259 171V170H258ZM89 172V171H88ZM105 173H106V171H104ZM121 172V171H120ZM125 172V171H124ZM124 172H123V174H124ZM127 172V171H126ZM126 172H125V174H126ZM152 172V171H151ZM150 172V173H151ZM161 172V171H160ZM252 172V173H253ZM94 173V172H93ZM97 173V172H96ZM102 173V172H101ZM109 173H110V171H109ZM197 173H199V172H195V174H196V176H200V175H197ZM205 174H206V172H204ZM203 173V174H204ZM228 173V172H227ZM230 173H228V174H230ZM121 174V173H120ZM129 174V173H128ZM127 174V175H128ZM146 174V173H145ZM152 174V173H151ZM155 174V173H154ZM161 174H162V172H161ZM167 174V173H166ZM170 174V173H169ZM174 174V173H173ZM182 174V173H181ZM201 174V173H200ZM254 174V173H253ZM108 175V174H107ZM106 175V176H107ZM131 175V174H130ZM153 175V174H152ZM164 175V174H163ZM207 175V174H206ZM205 175V176H206ZM91 176V175H90ZM97 176V175H96ZM109 176V175H108ZM119 176V175H118ZM118 176H116L115 175V177L117 178ZM143 176V175H142ZM156 176V175H155ZM158 176V175H157ZM156 176V177H157ZM159 176H160V174H159ZM162 176V175H161ZM181 176V175H180ZM186 176V175H185ZM203 176V175H202ZM201 176V177H202ZM227 176V175H226ZM226 176H224V178L226 177ZM89 177V176H88ZM103 177V176H102ZM153 177V176H152ZM184 177V176H183ZM187 177H188V175H187ZM220 177V176H219ZM64 178V177H63ZM62 178V179H63ZM87 178V177H86ZM115 178V179H116ZM162 178H163V176H162ZM165 179H166V177H164ZM163 178V179H164ZM175 178H178V177H175ZM218 178V177H217ZM84 179V178H83ZM94 179V178H93ZM97 179V178H96ZM112 179V178H111ZM148 179H149V175H148ZM161 179V177H159V180ZM164 179V180H165ZM187 179V178H186ZM192 179V178H191ZM194 179V178H193ZM88 180V179H87ZM95 180V179H94ZM103 180V179H102ZM110 180V179H109ZM114 180V179H113ZM112 180V181H113ZM142 180H144V179H142ZM167 180V179H166ZM181 180H183V179H181ZM189 180H190V178H189ZM201 180V179H200ZM221 180V179H220ZM91 181V180H90ZM122 181V180H121ZM120 181V182H121ZM169 180H167L166 182H168ZM175 181V180H174ZM177 181H179V180H177ZM195 181H197V180H195ZM195 181H194V183H195ZM219 181V180H218ZM84 183H86L85 182V180L83 181ZM104 182V181H103ZM144 182V181H143ZM147 183H148V181H146ZM151 182V181H150ZM170 182V181H169ZM173 182V181H172ZM199 182V181H198ZM220 182V181H219ZM123 183V182H122ZM160 182H158V180L157 181H155L154 182V184L151 186V184L149 185V186H151V189H150V194L148 195V197L146 198V203L144 202L143 204H139V206H137L138 207V212H140V214H141V212L143 213V212H147L148 210H147V204L148 205H151V206H154V205H152V204H156L157 202H158V200L160 199V197H161V195H162V191H164L165 192V190H161V189H163V188H161V184H159ZM163 183V182H162ZM185 183H188V179H187V182L185 181ZM194 183H192V184H194ZM200 183V182H199ZM213 183V182H212ZM218 183V182H217ZM104 184L105 183H103V184H100L99 185V183L98 182H94L93 184H90L91 185V187L90 186H88V187H90V188H88L89 190H86L87 192L89 191V193H88V195L90 196L92 193H93V191H95V190H98L99 188H101V185H103V187H104ZM117 184V183H116ZM171 184V182L168 184V188H169V185ZM173 184V187H174V183H172ZM176 184V183H175ZM189 184V183H188ZM201 184V183H200ZM204 184V183H203ZM208 184H209V182H208ZM83 185V184H82ZM118 185H119V183H118ZM140 185V184H139ZM141 185H142V183H141ZM163 185H165L164 183H163ZM181 185V184H180ZM183 185H185V184H183ZM197 185V184H196ZM212 185V184H211ZM218 185V184H217ZM85 186V185H84ZM86 186H87V184H86ZM112 186V185H111ZM179 186V185H178ZM192 186V185H191ZM83 187V186H82ZM108 187V186H107ZM109 187H110V185H109ZM115 187V186H114ZM145 187V186H144ZM143 186H142V188H143V190L145 189ZM162 187H164V186H162ZM179 187H181V186H179ZM190 187V186H189ZM193 187V186H192ZM199 187V186H198ZM249 187V186H248ZM251 187V186H250ZM68 188V187H67ZM85 188V187H84ZM116 188V187H115ZM149 188V187H148ZM147 188V189H148ZM172 188V185H171V187H170V189ZM184 188V187H183ZM182 188V189H183ZM200 188V187H199ZM217 188H219L218 186H217ZM133 189V188H132ZM164 189H165V187H164ZM189 189V188H188ZM196 189V188H195ZM201 189V188H200ZM204 189V188H203ZM246 189H247V187H246ZM249 189V188H248ZM251 189H252V187H251ZM64 190H66V189H64ZM113 190H114V188H113ZM116 190V189H115ZM126 190V189H125ZM129 189H127V191H128ZM142 190V191H143ZM185 190V189H184ZM85 191V192H86ZM102 191H103V189H102ZM109 191V190H108ZM107 191V193H110V191L108 192ZM145 191V190H144ZM169 191V195H170V190H168ZM173 191H175V190H173ZM197 191H199L198 189H197ZM216 191H217V189H216ZM67 192H69L68 190H67ZM66 191L65 192H63V194H61V196L60 195H58V196H60L61 197V199L60 200H63V201H65V200H67V198H68V193H67ZM101 192V191H100ZM105 192V191H104ZM124 192V191H123ZM187 192L188 191H186V194H187ZM218 192H219V189H218ZM70 193V192H69ZM83 193V192H82ZM106 193V194H107ZM134 193V192H133ZM147 193V192H146ZM247 193H248V191H247ZM72 194V193H71ZM101 194V193H100ZM113 194V193H112ZM123 194V193H122ZM128 194H130L129 192H128ZM166 194H167V192H166ZM165 194V195H166ZM175 193L173 192V196L175 197L177 194H175ZM215 194V193H214ZM242 194V193H241ZM70 195V194H69ZM73 195V194H72ZM71 195V196H72ZM134 195H135V193H134ZM140 195H141V193H140ZM164 195V194H163ZM165 195H164V197H165ZM168 195V194H167ZM57 196V197H58ZM73 196H75V195H73ZM80 196H81V193H80ZM83 196H84V194H83ZM82 196V197H83ZM102 196H103V193H102ZM101 196V197H102ZM115 196V195H114ZM139 196V195H138ZM137 196V197H138ZM196 196V195H195ZM213 196V195H212ZM216 196V195H215ZM242 196V195H241ZM249 196V195H248ZM248 196H245L246 198L248 197ZM56 197V198H57ZM91 197V196H90ZM111 197V196H110ZM124 197V196H123ZM142 197H144V194H143V196ZM140 198V199H143V198ZM170 198H171V196H169ZM174 197H172V200H173V198ZM182 197V196H181ZM192 197V196H191ZM203 197V196H202ZM59 198V197H58ZM76 198V197H75ZM89 198V197H88ZM103 198V197H102ZM112 198V197H111ZM131 198H133L132 196H131ZM130 198V199H131ZM166 198V197H165ZM178 198V197H177ZM182 198H184V197H182ZM193 198V197H192ZM208 199H209V197H207ZM217 198V197H216ZM216 198H214V199H216ZM242 198V197H241ZM81 199V198H80ZM93 199V198H92ZM100 199V198H99ZM98 199V200H99ZM121 199V198H120ZM119 199V200H120ZM140 199H137V200H140ZM167 199V198H166ZM169 199V198H168ZM175 199H176V197H175ZM181 199V198H180ZM185 199V198H184ZM184 199L182 200V201H184ZM187 199V198H186ZM248 199V198H247ZM256 199V198H255ZM79 200V199H78ZM82 201H84L85 202V200H87V197H86V195H85V197H83L82 199H81ZM101 200V199H100ZM106 200V199H105ZM117 200H118V198H117ZM128 200V199H127ZM143 200H145V199H143ZM212 200V199H211ZM246 200V199H245ZM259 200V199H258ZM72 201V200H71ZM76 201V200H75ZM102 201H104V200H102ZM109 201V200H108ZM160 201H161V203H162V200L160 199ZM159 201V202H160ZM163 201H165L164 199H163ZM169 201V200H168ZM186 201V200H185ZM184 201V202H185ZM187 201L189 202V198L187 199ZM186 201V202H187ZM203 201H205L204 199H203ZM254 201V200H253ZM58 202V201H57ZM105 202V201H104ZM110 202H111V200H110ZM122 202V201H121ZM132 202V201H131ZM137 202H139V201H137ZM136 202V203H137ZM141 202V201H140ZM177 202V201H176ZM194 202V201H193ZM197 202V201H196ZM210 202V201H209ZM65 203V202H64ZM80 203V202H79ZM98 203V202H97ZM100 203V202H99ZM125 203H126V201H125ZM128 203H129V201H128ZM136 203L134 204V206L136 205ZM165 203H166V201H165ZM195 203V202H194ZM193 203V204H194ZM198 203V202H197ZM201 203V202H200ZM206 203V202H205ZM214 203H216V202H214ZM258 203V202H257ZM69 204V203H68ZM76 203L74 202V205H75ZM106 204V203H105ZM108 204V203H107ZM110 204V203H109ZM115 204V203H114ZM127 204V203H126ZM138 204V203H137ZM159 204V203H158ZM170 204V206H173L174 205V203L172 204V202L171 203H169ZM172 204V205H171ZM196 204V203H195ZM199 204V203H198ZM197 204V205H198ZM204 204V203H203ZM243 204V203H242ZM72 205V204H71ZM73 205V206H74ZM121 205V204H120ZM123 205L125 206V204L123 203ZM130 205V204H129ZM157 205V204H156ZM160 205V204H159ZM158 205V206H159ZM201 205V204H200ZM213 205V204H212ZM220 205V204H219ZM256 205V204H255ZM76 206V205H75ZM78 206V205H77ZM76 206V207H77ZM103 206V205H102ZM116 206H118V205H116ZM122 206V205H121ZM121 206H120V210H122L121 209ZM160 206H162V205H160ZM165 207H166V205H164ZM168 206V205H167ZM178 206V205H177ZM196 206V205H195ZM257 207H258V205H256ZM72 207V206H71ZM96 207V206H95ZM97 207H98V205H97ZM130 207V206H129ZM128 207V208H129ZM131 207H132V205H131ZM130 207V208H131ZM136 207V206H135ZM191 207V206H190ZM198 207V206H197ZM207 207H208V209H209V207L210 206H206V207H204V208H206L207 209ZM220 207V206H219ZM248 207H249V205H248ZM247 207V208H248ZM256 207V208H257ZM73 208H75V207H73ZM94 208V207H93ZM105 208V207H104ZM127 208V211L130 209H128ZM134 208V207H133ZM132 208V209H133ZM152 208V207H151ZM155 208V207H154ZM184 208V207H183ZM186 209H187V207H185ZM199 208V207H198ZM240 208V207H239ZM239 208H237V209H239ZM247 208H246V210H247ZM78 208H76V210H77ZM153 209V208H152ZM161 209H163L162 207H161ZM169 209V208H168ZM171 209V208H170ZM189 209H193V208H189ZM253 209V208H252ZM116 210H117V208H116ZM131 210V209H130ZM129 210V211H130ZM134 210V209H133ZM132 210V211H133ZM147 210V211H146ZM149 210H150V208H149ZM165 210V209H164ZM167 210V209H166ZM180 210V207H179V209L177 208V211H179ZM197 210V209H196ZM202 210V209H201ZM257 210V209H256ZM262 210V209H261ZM99 211H100V209H99ZM98 211V212H99ZM127 211H126V213H127ZM131 211V212H132ZM171 211H172V209H171ZM170 211V212H171ZM182 211V210H181ZM199 212H200V210H198ZM198 211H196V212H198ZM207 211V210H206ZM206 211H204L203 210V212H206ZM260 211V210H259ZM115 213H116V211H114ZM122 212L123 213H125L124 211H121V214H122ZM134 212V211H133ZM159 212H161V211H159ZM180 212V211H179ZM192 212H193V210H192ZM252 213H254L255 211L253 210V211H251ZM262 212H264V211H262ZM82 213V212H81ZM89 213V212H88ZM100 213V212H99ZM102 213V212H101ZM114 213V214H115ZM118 213H119V211H118ZM129 213V212H128ZM147 213H149V212H147ZM162 213V212H161ZM173 213V212H172ZM178 212H176V214H177ZM182 213V212H181ZM187 212H185L184 214L186 215V216H184V217H187V215L189 214V212H188V214H186ZM259 213H261V212H259ZM77 214V213H76ZM106 214V213H105ZM121 214H119V215H121ZM134 214V213H133ZM138 214V213H137ZM144 214H146V213H143V216H144V218H145V215ZM154 214V213H153ZM159 214V213H158ZM167 214V213H166ZM165 214V215H166ZM170 214V213H169ZM183 214V215H184ZM190 214H191V212H190ZM196 214V213H195ZM256 214V213H255ZM75 215V214H74ZM91 215V214H90ZM95 215V214H94ZM100 215V214H99ZM111 215V214H110ZM130 215V214H129ZM152 215V214H151ZM164 215V216H165ZM193 215V214H192ZM191 215V216H192ZM199 215V214H198ZM197 215V216H198ZM204 215H206V214H204ZM217 215V214H216ZM216 215H214L215 217H216ZM79 216V215H78ZM85 216V215H84ZM106 216V215H105ZM126 216V215H125ZM124 216V217H125ZM134 216H136V215H134ZM140 216V215H139ZM146 216H147V214H146ZM148 216H150V215H148ZM153 216V215H152ZM163 216V217H164ZM254 216V215H253ZM256 216H258V214L256 215ZM110 217H112V216H110ZM116 217V216H115ZM131 217V216H130ZM140 217H142V216H140ZM162 217V216H161ZM160 217V218H161ZM193 217V216H192ZM195 217H196V215H195ZM214 217V218H215ZM250 217V216H249ZM76 218V217H75ZM81 218H82V216H81ZM84 218V217H83ZM105 218V217H104ZM103 218V219H104ZM107 218V217H106ZM113 218V217H112ZM111 218V219H112ZM122 218V217H121ZM137 218V217H136ZM135 218V219H136ZM139 218V217H138ZM148 218H150V217H148ZM147 218V219H148ZM168 218V217H167ZM188 218H190V217H188ZM199 218V217H198ZM202 218V217H201ZM217 218H218V215H217ZM245 218V217H244ZM243 218V219H244ZM250 218H252V217H250ZM78 219V218H77ZM91 219H93L92 217H91ZM110 219V218H109ZM115 219V218H114ZM124 219V218H123ZM125 219H127V217L125 218ZM142 219V218H141ZM155 219V218H154ZM169 219V218H168ZM193 219V218H192ZM197 219V218H196ZM195 219V220H196ZM212 220V222H211V220ZM216 219V218H215ZM253 219V218H252ZM260 219V222L259 223H261V225H262V228H263V231H264V215L262 214L261 215V217L259 218ZM68 220V219H67ZM66 220V221H67ZM70 220V219H69ZM82 220V219H81ZM94 220H95V218H94ZM130 219H127V221H129ZM137 220V219H136ZM146 220V219H145ZM149 220V219H148ZM190 220H191V218H190ZM205 220V219H204ZM258 220V219H257ZM90 221V219L88 220V222ZM91 221H93V220H91ZM103 221V220H102ZM106 221V220H105ZM111 221H113L114 222V220L112 219ZM118 221V220H117ZM138 221H140V223H141V220H138ZM162 221H163V218H162ZM165 221V220H164ZM164 221H163V225L165 226V224H164ZM173 221V220H172ZM172 221H171V223H172ZM179 221V220H178ZM188 221V220H187ZM197 221V220H196ZM199 221V220H198ZM245 221V220H244ZM251 221H253L254 222V219L253 220H251ZM65 222V221H64ZM63 222V223H64ZM82 222V221H81ZM97 222V220L94 222V223H96ZM100 222H101V219H100ZM99 222V223H100ZM104 222V221H103ZM119 222V221H118ZM135 222V221H134ZM152 222H153V220H152ZM177 222V221H176ZM180 222V221H179ZM201 222H203V221H201ZM245 222H247V221H245ZM69 223V222H68ZM102 223V222H101ZM127 223V222H126ZM129 223V222H128ZM139 223V224H140ZM144 223H146V222H144ZM144 223H143V225H144ZM149 223V222H148ZM156 223V222H155ZM161 223V222H160ZM165 223H166V221H165ZM170 223V222H169ZM174 223V222H173ZM185 223V222H184ZM191 223V222H190ZM194 223V222H193ZM217 223V222H216ZM71 224V223H70ZM93 223H91V225H92ZM104 224V223H103ZM122 225H124L125 223H121ZM130 224V223H129ZM158 225H159V223H157ZM84 225H86V224H84ZM90 225V226H91ZM95 225V224H94ZM94 225H92V226H94ZM98 224H96V226H97ZM108 225H110V224H108ZM132 225V224H131ZM147 225V224H146ZM154 225V224H153ZM170 225V224H169ZM185 225H187V224H185ZM184 225V226H185ZM191 225H192V223H191ZM211 225V226H210ZM65 226V225H64ZM71 226H73V225H71ZM112 226V225H111ZM133 226V225H132ZM145 226V225H144ZM144 226L142 227V228H144ZM148 226H149V224H148ZM152 226V225H151ZM160 226H162V225H160ZM180 226H183V223H182V225H180ZM189 226H190V224H189ZM193 226V225H192ZM191 226V227H192ZM195 226H196V223H195ZM194 226V228L196 229V228H198L199 227V225H198V227H195ZM68 227V226H67ZM74 227H75V225H74ZM88 227H89V225H88ZM101 227V226H100ZM100 227H96V228H100ZM104 227H106V226H104ZM118 227V226H117ZM120 227V226H119ZM122 227V226H121ZM120 227V228H121ZM128 227V226H127ZM145 227H147V226H145ZM153 227V226H152ZM150 228V229H154V227L153 228ZM163 227V226H162ZM169 227V226H168ZM173 227V226H172ZM185 227H187V226H185ZM213 227V226H212ZM246 227V226H245ZM76 228V227H75ZM94 228H95V226H94ZM135 228V227H134ZM142 228H139L138 230H141ZM177 228V227H176ZM175 227H174V229H176ZM181 228V227H180ZM184 228V227H183ZM68 229V228H67ZM74 229V228H73ZM85 229H87V228H85ZM113 229H114V227H113ZM126 229V228H125ZM129 229V228H128ZM155 229H157V226H156V228ZM154 229V230H155ZM158 229H159V227H158ZM157 229V230H158ZM167 229V228H166ZM171 229V228H170ZM179 229V228H178ZM189 229H192V228H189ZM210 229H212V228H210ZM75 230V229H74ZM89 230H90V227H89ZM95 230V229H94ZM93 230V231H94ZM98 230V229H97ZM99 230H101V229H99ZM98 230V231H99ZM118 230V229H117ZM134 230H136V229H134ZM143 230V229H142ZM145 230H147V229H144V231ZM153 230V231H154ZM177 230V229H176ZM194 230V229H193ZM239 230V229H238ZM247 230V229H246ZM92 231V232H93ZM97 231V232H98ZM110 231V230H109ZM115 231V230H114ZM160 231H163V230H160L159 229V232ZM167 231V230H166ZM171 231V230H170ZM257 231H259V228H258V230ZM96 232V233H97ZM124 232H126V231H124ZM128 232H129V230H128ZM137 232H139V231H137ZM142 232V231H141ZM182 232H184V230L182 229ZM187 232V231H186ZM193 232V231H192ZM196 232V231H195ZM238 232V231H237ZM72 233V232H71ZM76 233V231L74 232V235H76L75 234ZM89 233V232H88ZM100 233H102V231L100 232ZM111 233H113V232H111ZM116 233H118V232H116ZM122 233V232H121ZM143 233V232H142ZM147 233V232H146ZM163 233V232H162ZM174 233H176V232H174ZM194 233V232H193ZM209 233V234H208ZM244 233V232H243ZM86 234H87V231H86ZM93 234V233H92ZM126 234V233H125ZM124 234V235H125ZM140 234V233H139ZM148 235L150 234L149 232L147 233ZM163 234H167V233H163ZM184 234V233H183ZM191 234V233H190ZM207 234L210 236V237H208L207 236ZM73 235V234H72ZM101 235V234H100ZM104 235V234H103ZM117 235V234H116ZM145 235V234H144ZM147 235V236H148ZM152 235V234H151ZM162 235V234H161ZM161 235H159V234H156V233H154L153 235H152V237L150 238V237H148V241H146L145 242V244H143L145 247H144V249H147V250H150L151 252H152V250H155V249H164L163 248V243L161 242L162 241V238H161ZM173 235H175V234H173ZM173 235H172V237H173ZM185 235H186V233H185ZM241 235V233L239 234V236ZM246 235H247V237H248V239L250 240H248V242H242V238H240L239 236H237V238H239V246H237L238 247V249H237V251L239 250V253L237 252V255H240L241 257H242V251H243V249H245V244L246 245H248V249H247V251L248 250H250L251 249V251H252V249H253V251L257 254V251H256V247H258L259 248V250L262 252V258H260L259 259V263L260 264H263L262 263V261H264V234H262V233H260V232H255L254 230H252L251 232H248V234L246 233ZM71 236V235H70ZM93 236V235H92ZM99 236V235H98ZM98 236L96 237V238H98ZM105 236V235H104ZM109 236H110V234H109ZM134 236H135V233H134ZM133 236V237H134ZM165 236H167V235H165ZM242 236V235H241ZM85 237V236H84ZM84 237L82 238V240H85L84 239ZM102 237V236H101ZM124 237V236H123ZM163 238H164V236H162ZM194 236L192 235V238H191V236L189 237V238H187L186 239V241H185V243H184V247L182 248V250L181 251H183L182 253H180V255L178 256V259H177V262L179 263L180 261H182V262H185V261H183L186 257H187V255L186 254H188V253H186V251L190 248V246L193 244L192 242H193V240L195 239V237L193 238ZM60 238V237H59ZM94 238V237H93ZM108 238V237H107ZM114 238H116V237H114ZM136 238V237H135ZM144 238V237H143ZM145 238H146V236H145ZM150 238V239H149ZM166 238V237H165ZM199 238V237H198ZM112 239V238H111ZM117 239V238H116ZM122 239V238H121ZM120 239V240H121ZM131 239H133V238H131ZM63 240H65L64 239V237H63ZM67 240H69V238L67 239ZM72 240H74V239H72ZM71 240V241H72ZM81 240V243L82 242H84V241H82ZM97 240V239H96ZM103 240V239H102ZM128 240H129V238H128ZM135 240V239H134ZM181 240V239H180ZM199 240V239H198ZM197 239H196V241H198ZM113 241V240H112ZM117 241H118V239H117ZM98 242H100L99 241V239H98V241H97V243ZM104 242H105V240H104ZM134 242V241H133ZM163 242H165V241H163ZM173 242V241H172ZM64 243H65V241H64ZM74 243V242H73ZM96 243V242H95ZM127 243H128V241H127ZM130 243H132V241L130 242ZM198 243V242H197ZM54 244V243H53ZM56 244V243H55ZM77 244V243H76ZM126 244V243H125ZM129 244V243H128ZM172 244V243H171ZM201 244V243H200ZM52 245V244H51ZM84 245V244H83ZM107 245V244H106ZM133 244H131V246H132ZM183 245V244H182ZM195 245V244H194ZM50 246V245H49ZM64 246V245H63ZM199 244H198V248H199ZM206 246V245H205ZM52 247H53V245H52ZM67 247H69L68 249H70V246H68L67 245ZM66 247V248H67ZM100 247V246H99ZM128 247V246H127ZM130 247V246H129ZM203 247V246H202ZM211 247V246H210ZM209 247V248H210ZM251 247V248H250ZM49 248V247H48ZM62 248V247H61ZM75 248H77V247H75ZM74 248V249H75ZM94 248V247H93ZM114 248V247H113ZM113 248H111V249H113ZM133 248V247H132ZM131 247H130V249H132ZM195 248H197V247H195ZM52 249V248H51ZM53 249H56L55 247L53 248ZM203 249V248H202ZM201 249V250H202ZM57 250V249H56ZM60 250H62V249H60ZM77 250V249H76ZM78 250H79V247H78ZM141 250V249H140ZM165 250V249H164ZM167 250V249H166ZM170 250V249H169ZM168 250V251H169ZM174 250V249H173ZM176 250V249H175ZM50 251V250H49ZM58 251V250H57ZM70 251V250H69ZM95 251V250H94ZM196 251V250H195ZM229 251V250H228ZM59 252V251H58ZM63 252V251H62ZM78 252V251H77ZM76 252V253H77ZM93 252V251H92ZM137 252V251H136ZM140 252V251H139ZM144 252V251H143ZM142 252V253H143ZM149 252V251H148ZM161 252V251H160ZM171 252V251H170ZM173 252H175V251H173ZM172 252V253H173ZM178 252V251H177ZM248 252H250V251H248ZM96 253V252H95ZM94 253V254H95ZM128 253V252H127ZM145 253V252H144ZM143 253V254H144ZM153 253V252H152ZM162 253V252H161ZM167 253V252H166ZM165 253V254H166ZM216 253V252H215ZM231 253V252H230ZM229 253V254H230ZM254 253V254H255ZM60 254V253H59ZM90 254H92V253H90ZM109 254H111V253H109ZM138 254V253H137ZM155 254V253H154ZM175 253H173V255H174ZM66 255V254H65ZM140 255V254H139ZM145 255V254H144ZM162 255V254H161ZM167 255V254H166ZM247 255H248V253H247ZM63 256V255H62ZM91 256V255H90ZM106 256H108V255H106ZM150 256V255H149ZM163 256L165 257V255L163 254ZM197 256V255H196ZM196 256L194 257V256H191L190 258H196ZM215 256V255H214ZM240 256H239V260H240ZM251 256V255H250ZM256 256V255H255ZM73 257H75V256H73ZM93 257H94V255H93ZM120 257H122V256H120ZM124 257H126V256H124ZM123 257V258H124ZM128 257V256H127ZM126 257V258H127ZM139 257V256H138ZM145 257V256H144ZM156 257H157V255H156ZM189 257V256H188ZM248 257H249V255H248ZM258 257V256H257ZM48 258H49V256H48ZM57 258V257H56ZM63 258V257H62ZM70 258H72V257H70ZM99 258V257H98ZM122 258V259H123ZM133 258V257H132ZM135 258H137V256L135 257ZM147 258H149V257H147ZM146 258V259H147ZM150 258H151V256H150ZM159 258V257H158ZM158 258H157V260H158ZM162 258V257H161ZM194 258L192 259V261L194 260ZM232 258V257H231ZM251 258V257H250ZM57 259H59V258H57ZM61 259V258H60ZM152 259V258H151ZM162 259H164V258H162ZM166 259H167V256H166ZM165 259V260H166ZM171 259H173V258H171ZM235 259V258H234ZM56 260V259H55ZM71 260V259H70ZM74 260V259H73ZM109 260V259H108ZM143 260H145V259H143V256H142V261ZM148 261H149V259H147ZM174 260V259H173ZM262 260V261H261ZM11 261V260H10ZM53 261V260H52ZM58 261V260H57ZM127 261V260H126ZM128 261H132V260H128ZM127 261V262H128ZM138 261H139V258H138ZM140 261H141V259H140ZM160 261V260H159ZM171 261L172 260H170V263H171ZM176 261V260H175ZM174 261V262H175ZM236 261V260H235ZM241 261V260H240ZM9 262V261H8ZM12 262V261H11ZM10 262V264H15V263H11ZM16 262V261H15ZM70 262V261H69ZM84 262V261H83ZM152 263H153V260L151 261ZM168 262H169V259H168ZM251 262V261H250ZM56 263H58V262H56ZM68 263V262H67ZM101 263V262H100ZM111 264H112V262H110ZM148 263H150V262H148ZM147 263V264H148ZM151 263V264H152ZM162 263V262H161ZM165 263V262H164ZM176 263V262H175ZM31 264V263H30ZM55 264V263H54ZM71 264H72V262H71ZM84 264V263H83ZM102 264V263H101ZM131 264V263H130ZM159 264V263H158ZM174 264V263H173ZM180 264V263H179ZM185 264V263H184ZM240 264V263H239ZM251 264V263H250Z\"/></svg>",
    "mask_w": 264,
    "mask_h": 264
}]
</instances>
